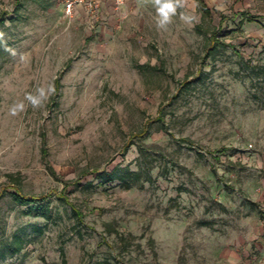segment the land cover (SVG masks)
Listing matches in <instances>:
<instances>
[{
  "label": "rangeland",
  "instance_id": "1",
  "mask_svg": "<svg viewBox=\"0 0 264 264\" xmlns=\"http://www.w3.org/2000/svg\"><path fill=\"white\" fill-rule=\"evenodd\" d=\"M205 2L0 0V264H264V0Z\"/></svg>",
  "mask_w": 264,
  "mask_h": 264
},
{
  "label": "trees",
  "instance_id": "2",
  "mask_svg": "<svg viewBox=\"0 0 264 264\" xmlns=\"http://www.w3.org/2000/svg\"><path fill=\"white\" fill-rule=\"evenodd\" d=\"M197 1L199 4V10L204 15H210L211 9L209 8L205 0H197ZM5 22H6L5 16L0 17V32L2 27L5 25ZM218 36H219L218 32H214L212 35L208 37V48H207L208 55L209 53H211L210 51L217 50L220 46L221 47L229 46L225 42H223ZM0 56H1V50H0ZM144 132L145 131H143L142 134H144ZM133 175L134 172L128 166L126 167L118 166L111 172L109 171L99 172L98 177L101 179L102 183H109V182H114L116 180L126 181L127 179L132 178ZM14 190L15 191L11 193L14 200L21 205L29 206V210L26 212L27 214H30L31 216L34 217L42 216V217H46L47 219L51 218L52 211L45 205V201L47 199L45 196L26 195L23 193L22 189L19 186H14ZM3 196L4 194L1 192L0 201L3 199ZM58 198L72 207L74 213L76 214L77 218L80 221V219L82 218V214L74 208V205L68 200V198L65 196H59ZM21 249L22 247L17 242V240L12 241L7 246V251L11 256H14L17 253H19Z\"/></svg>",
  "mask_w": 264,
  "mask_h": 264
},
{
  "label": "clouds",
  "instance_id": "3",
  "mask_svg": "<svg viewBox=\"0 0 264 264\" xmlns=\"http://www.w3.org/2000/svg\"><path fill=\"white\" fill-rule=\"evenodd\" d=\"M154 4L157 9L159 19L157 20L158 29H166L167 26L172 22V17L176 15L177 9L183 7V0H154ZM219 10H226L225 4L221 3ZM182 18H184L182 16ZM4 39V33L0 32V41ZM37 95L28 94L26 99L30 102L33 108H40L44 102L55 93L53 85H49L47 88H38ZM24 105L21 102L18 105H14L11 109V113L16 115L18 111H23Z\"/></svg>",
  "mask_w": 264,
  "mask_h": 264
},
{
  "label": "built area",
  "instance_id": "4",
  "mask_svg": "<svg viewBox=\"0 0 264 264\" xmlns=\"http://www.w3.org/2000/svg\"><path fill=\"white\" fill-rule=\"evenodd\" d=\"M106 0H66L65 13L72 16L78 9H84L89 19L96 20L98 12ZM116 5L123 4L124 0H113Z\"/></svg>",
  "mask_w": 264,
  "mask_h": 264
}]
</instances>
